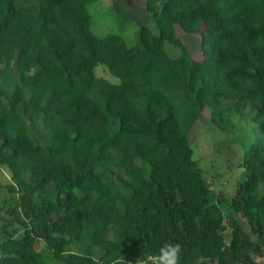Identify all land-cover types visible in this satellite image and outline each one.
<instances>
[{
  "label": "trees",
  "instance_id": "16d2710c",
  "mask_svg": "<svg viewBox=\"0 0 264 264\" xmlns=\"http://www.w3.org/2000/svg\"><path fill=\"white\" fill-rule=\"evenodd\" d=\"M94 2L0 0V80L18 73L0 84L17 225H0V264H135L167 243L181 264H264V0H146L157 35L116 1L134 46L92 32ZM176 30L200 36L199 58ZM206 109L222 130L233 114L254 124L229 199L192 158Z\"/></svg>",
  "mask_w": 264,
  "mask_h": 264
},
{
  "label": "rangeland",
  "instance_id": "374dc122",
  "mask_svg": "<svg viewBox=\"0 0 264 264\" xmlns=\"http://www.w3.org/2000/svg\"><path fill=\"white\" fill-rule=\"evenodd\" d=\"M116 1L132 14L135 13L140 22L147 26L154 35L158 34L150 15L145 10L146 0H96L88 7L92 16L91 30L95 35L116 34L123 38L127 46L136 45L138 30L136 20L126 21L117 14L114 10V2ZM178 30L176 33L179 34V38L182 39L192 56L199 58L201 55L200 36L183 37L181 30ZM164 47L171 58L179 56L180 53L177 48L168 43ZM96 74L101 78L118 81L100 67L96 68ZM17 79L18 73L14 71L11 79H2L0 84L8 90H12ZM231 122V126H227L224 130L220 129L211 122L210 112L206 109L189 133L190 146L193 151L192 158L197 162L207 184L223 199L232 198L235 195L237 184L244 179L241 166L244 150L256 138L254 124L249 121L248 117L241 118L233 114ZM9 183L8 171L0 167V225H6L7 229H14L17 225L10 223L11 217L5 212L9 205V194L6 189ZM261 191L263 192V189ZM241 223L245 232L250 234L247 225L242 221ZM229 235L230 231L228 230L225 232V237L228 238ZM1 241L0 235V243ZM38 247L41 248L42 245L40 244ZM255 259L259 264L263 262L261 258Z\"/></svg>",
  "mask_w": 264,
  "mask_h": 264
},
{
  "label": "clouds",
  "instance_id": "9594fccd",
  "mask_svg": "<svg viewBox=\"0 0 264 264\" xmlns=\"http://www.w3.org/2000/svg\"><path fill=\"white\" fill-rule=\"evenodd\" d=\"M183 248L179 243L164 244L158 253L150 258L151 264H181ZM135 264H148L147 260L138 259Z\"/></svg>",
  "mask_w": 264,
  "mask_h": 264
},
{
  "label": "built area",
  "instance_id": "2783aa9c",
  "mask_svg": "<svg viewBox=\"0 0 264 264\" xmlns=\"http://www.w3.org/2000/svg\"><path fill=\"white\" fill-rule=\"evenodd\" d=\"M152 256H149V257H147L145 260H147L148 261V264H151V260H150V258H151Z\"/></svg>",
  "mask_w": 264,
  "mask_h": 264
}]
</instances>
